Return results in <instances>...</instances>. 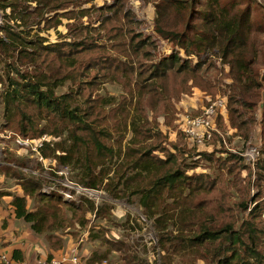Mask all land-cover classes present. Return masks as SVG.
I'll return each mask as SVG.
<instances>
[{
  "label": "trees",
  "instance_id": "trees-1",
  "mask_svg": "<svg viewBox=\"0 0 264 264\" xmlns=\"http://www.w3.org/2000/svg\"><path fill=\"white\" fill-rule=\"evenodd\" d=\"M90 2L0 0V9H10L0 27L4 37L0 38V85L6 82L0 94L5 119L1 129L31 141L42 136L58 140L53 148H49V139L44 141L38 149L40 156L70 167L72 179L83 187L98 189L107 179L104 189L113 198L136 197L143 212L153 220L165 254L185 250L191 255L192 250H198L201 258L208 257L215 264H264V91L259 93L262 85L253 76V61L244 58L246 15H230L231 8H224L219 0H157L154 5V33L186 54L217 48L228 64L226 77L233 82L229 86L224 83L225 76L217 78L210 73L209 65L201 75L198 66L191 67L176 52L153 63L150 49L154 43L136 33L140 21L124 8L126 0L82 8ZM105 10H111L112 15L100 19L98 27H90L91 13L102 16ZM63 18L73 21L57 42L47 43L39 36L41 23L45 29L57 28ZM83 18L89 23L85 25ZM113 18L119 19L118 24L112 23ZM33 26L36 33H32ZM99 27L104 30L108 49L106 44L98 43ZM89 31L96 38L88 35ZM131 56L136 58L135 64ZM26 65L31 66L30 70L20 71L19 67ZM132 74L140 83L136 92L126 88V79ZM102 79L121 83L128 94L115 97L94 92ZM64 85L67 91L58 94ZM223 86L228 95L216 124L222 131L229 128L231 137L248 138L253 128L259 130L254 171L238 154L224 147L216 131L205 145L210 148L204 150L188 141L176 125L179 114L185 112L178 106L183 95L201 93L202 106L192 113L197 115L209 104L207 98L216 99L217 89ZM132 94L137 100L130 116L126 109ZM129 119L133 137L121 154L119 144ZM162 125L167 127L166 132L161 130ZM19 145L15 153L1 151L0 179L7 180L9 186H18L20 195L0 191V197L12 196L15 217L30 224L34 233L70 226L72 235L77 236L75 225L81 231L88 221L54 223L57 211L52 206L62 197L43 194L42 178L23 171L28 169L32 161L29 156L34 153ZM252 190L255 192L249 201ZM234 194L238 201L232 200ZM38 201L42 208L36 206ZM87 204L93 211V204ZM172 222L177 224L176 235L170 231ZM108 233L89 230L88 238L105 249L92 252L86 264H100L112 251L126 248V242ZM132 259L131 264H147L137 255Z\"/></svg>",
  "mask_w": 264,
  "mask_h": 264
},
{
  "label": "rangeland",
  "instance_id": "rangeland-1",
  "mask_svg": "<svg viewBox=\"0 0 264 264\" xmlns=\"http://www.w3.org/2000/svg\"><path fill=\"white\" fill-rule=\"evenodd\" d=\"M114 0H91L90 3L84 4L82 8H89L90 6H94L95 8H99L101 6H107L113 4ZM157 1V0H155ZM155 1L153 0H126L124 4L125 9H130L131 12L135 15V17L140 21L139 25L136 27V33H139L142 35V37H149L152 43H154V48H151V55H152V62L157 63L160 59H162L165 56H168L172 52H176L179 54V56L187 60L188 64L191 67H199L200 74L202 75L204 69H206V65H209V68H207L210 73L216 74L217 78L226 77L228 74V64L227 62L222 58L221 52H218L217 48L214 49H208L205 52H202L201 54H197L195 51H192L188 54L184 52L183 49L179 48L177 45H173L169 43L166 40H162L159 36H157L154 31V18H155V10L154 5ZM220 4L230 10V15H235L237 18H240L242 15H246L247 17V23L245 27L243 28V37L245 38L246 42V54L245 59L248 60L249 58L253 61L252 64V71L253 76L259 80V82L262 85V88L259 90V93L261 94L264 91V0H219ZM33 6V5H32ZM52 15V14H50ZM105 15H112L111 10H105L102 14V16H98L96 13H91V23L90 27H98L100 23V19H102ZM45 16H48L46 14ZM114 17V16H112ZM121 23L122 18L121 15H118ZM112 23L118 24L119 19L113 18ZM99 20V22L97 21ZM73 20H66L61 19V25L57 26V28H49L45 29L44 24L41 23L38 26V30H40V37H43L47 43H54L57 42L60 35H64L68 31V25L72 23ZM85 25L88 22L87 18H83L81 20ZM69 23V24H68ZM67 25V26H66ZM125 28L127 25H124ZM34 31L32 33H36L37 29L34 26ZM99 33L98 36H100V39L98 40V43L103 44L106 46L108 45V42L106 41V36H104V30L99 27ZM72 34V33H71ZM88 35H92L93 38H96L95 34L92 31H89ZM71 37V35H70ZM104 46V47H106ZM108 49V46L107 48ZM132 62L135 64L136 58L134 56H131ZM9 63V59L6 60ZM136 67V65H133ZM133 67V68H134ZM31 66L28 65L19 67L20 71H29ZM230 75V73H229ZM10 77H13L10 75ZM231 77V76H230ZM262 79V80H261ZM224 80V83L228 84L229 86H233V82L228 79L227 77ZM102 84L99 85V90H96L94 92H98L101 94L106 95H114L115 97H119L121 94L125 95L128 94V92L124 89L123 85L119 82H110L107 79H102ZM127 86L126 88L130 91L132 88L133 92H136L138 89V86L140 83L136 80V77L132 74L129 75L126 79ZM6 82L3 83V85H0V94L2 93L3 89H5ZM68 86L64 85L63 87L59 88L57 90V93H65L67 91ZM228 88V86H227ZM226 87H219L217 89V95L226 97L228 92H225ZM252 98V97H251ZM127 99L132 100L131 105L127 107V111L129 110V115L132 116L134 114V107H135V101L137 100V96L132 94V97L129 95ZM3 106L0 99V132H3L1 129L4 125L5 119L3 117ZM127 124V131L123 135V140L119 144L121 145V154L126 151L128 148V142L133 137L132 133L130 132V125ZM159 121L161 122V117L159 118ZM123 128V127H122ZM161 130L163 132H166V129L163 128V125L161 126ZM11 132L10 139H0V164H2L3 155L1 154V151L3 152L4 149H8L12 153H15L19 150L20 145L18 144V140L16 139L15 133L12 131H8V133ZM258 133L259 130L253 128L248 138L240 137L239 139H236L233 143V140L227 141V145L230 148L235 149L238 153H245L250 147L253 145H257L258 141ZM14 137V138H13ZM46 138L51 141V147L53 148L54 144L58 142V140H54L51 138ZM60 141V140H59ZM173 141V140H170ZM53 146V147H52ZM115 147H117L115 145ZM225 147V146H224ZM259 154V149H258ZM257 154V157H258ZM240 156V155H238ZM243 159V162L247 164L245 159L240 156ZM32 161L27 165L28 169H24V172L32 171L36 173V175H39L42 180V189L49 190V194L55 193L59 194L62 192V189L66 192H70L73 196L71 199L63 200L61 199L60 202H54L53 204V211H57L56 216L54 217L53 221L54 223L64 222L67 224L73 225L74 223H83L86 221L85 217L87 216L88 224L83 225V231H86L87 228L92 231V233L102 231V233L111 232L109 229L113 230L115 229L118 231L122 237L126 240V248L120 252H116L115 254H109L106 259L110 261L111 263H114L113 259L118 262V264H124L123 260H128L129 264L133 263L132 256L137 255L140 258H145L147 260V256L154 255L155 261L153 263L155 264H215L212 260L208 259L206 257L205 259L201 258L200 251L196 250L198 253L195 252V250H192V254L189 255L186 254L184 251H178L174 252L171 251L170 254H165V252L162 250V248L159 246V236L158 232L153 227V220L149 219L148 216L143 212L141 207L139 206L137 202L136 197H129L125 199H116L112 197V193L109 191H106L104 189V185L107 182V179L104 180V183L102 186L98 189H92V195L89 196L88 194L84 192L76 193L75 190L72 188L73 185L80 186L84 188L81 184H79L76 180L72 179L74 176V172H70L71 168H61L60 166H57L55 164V167H53V170L57 171H63L65 174L63 176H56L48 167L47 162H45L42 169H39L38 159L36 158V155H30L29 156ZM121 158L123 156L121 155L120 159L118 160V163L121 161ZM50 163V161H48ZM256 162V161H255ZM117 163V164H118ZM113 164V163H112ZM117 164L111 166V171H114ZM250 167V166H249ZM255 167V165H254ZM254 167H250L252 171H254ZM198 172L202 170H197ZM203 172V171H202ZM205 172H208L209 174L212 173L211 170H206ZM76 174V173H75ZM111 174L108 175V177ZM254 177L252 178V180ZM53 182V184H52ZM3 183V182H1ZM8 185V184H7ZM91 189V188H88ZM81 191V190H78ZM264 191V190H263ZM232 193H234L233 190H231ZM255 191L252 190L249 201L251 199L252 193ZM61 197L62 195L59 194ZM264 200V195H263ZM232 200L238 201V197L236 194L232 197ZM87 201L93 204L94 210H91V206L87 204ZM37 207L42 208L43 204L41 202L36 203ZM55 209V210H54ZM58 217V218H57ZM58 221V222H57ZM237 222H241V218L237 219ZM173 226L170 227V231H172L173 234H177V231L175 230V222H172ZM79 226V225H78ZM75 230H78L77 228ZM137 236V237H136ZM105 237V236H104ZM264 238V237H263ZM106 239V238H105ZM150 242V243H149ZM88 249H105L101 248L102 245L95 243L87 244ZM264 245V241H263ZM95 247V248H94ZM129 247V249H128ZM174 254V255H171ZM104 259V260H106ZM135 263V262H134ZM141 264V262H139Z\"/></svg>",
  "mask_w": 264,
  "mask_h": 264
},
{
  "label": "crops",
  "instance_id": "crops-1",
  "mask_svg": "<svg viewBox=\"0 0 264 264\" xmlns=\"http://www.w3.org/2000/svg\"><path fill=\"white\" fill-rule=\"evenodd\" d=\"M201 93L195 92L192 95H183L179 101L178 106L185 112H181L176 119V125L181 128V123L184 115L192 114L202 106ZM167 129V127H163ZM216 132L222 137V142L226 149L231 153L237 154V151L233 148L228 147L227 141L239 139V136L231 137V130L227 128L222 131L216 124ZM172 140H174L173 132H170ZM229 138V139H228ZM228 139V140H227ZM210 147L204 146L203 149L208 150ZM201 149V148H200ZM3 182V183H1ZM8 181L0 179V191H9L10 193H16L20 195V189L16 185H7ZM30 206V201L28 207ZM86 220L88 217H85ZM78 224L75 225V228ZM118 241L126 242L125 238L122 237L115 229H109ZM72 229L70 226H64L58 230H54L50 233L36 234L31 228L30 224L25 223L22 219H17L14 215V208L12 206V196L0 197V253L6 255V257L14 264H36L39 261L49 260L51 258H61L69 255H78L80 257V264H86L94 249H88L90 243L97 241L90 240L88 238L89 229L73 230L77 232V236L72 235ZM98 243V242H97ZM99 244V243H98ZM95 248V247H94ZM17 251L15 257L13 252ZM112 251L110 254H115ZM117 254V253H116ZM154 255H151V259ZM114 263L118 264L113 259ZM100 264H111L108 259L102 260ZM147 264H152L150 256H147Z\"/></svg>",
  "mask_w": 264,
  "mask_h": 264
},
{
  "label": "built area",
  "instance_id": "built-area-1",
  "mask_svg": "<svg viewBox=\"0 0 264 264\" xmlns=\"http://www.w3.org/2000/svg\"><path fill=\"white\" fill-rule=\"evenodd\" d=\"M10 9L2 10L0 9V27H2L6 20L5 16L9 15ZM19 24V22H16ZM10 24H13V21L10 22ZM34 27V26H33ZM36 27V26H35ZM34 29V28H33ZM40 36V33H39ZM0 38L4 39L2 33L0 32ZM207 102L209 103L207 106L202 107V110L197 115H184V118L181 123V129L183 133L185 134V137L188 141L196 145L197 147H204L208 142L212 139V133L216 131V116L219 114V112L224 108L225 106V97L218 96L214 100H210L207 98ZM11 132H0V139H10ZM16 136V135H15ZM16 139L18 140V144H22L25 147H29L30 150L36 155V158L38 159V163L42 164V167L44 166L45 162H47L48 167L56 176L60 175L63 176L65 173L63 171H57L53 170L52 168L55 167V164L51 162V160H46L40 156L38 149L42 146V143L44 141H47L48 139L45 136H42L37 141H31L27 138H21L19 136H16ZM238 155L242 156L247 164L250 167H254L255 161L257 159L258 154V147L256 145H253L250 147L245 153H238ZM50 161V163L48 162ZM51 164V166H50ZM58 166V165H57ZM61 167V166H60ZM62 168V167H61ZM67 168V167H63ZM30 173H33L36 175V173L32 171H28ZM53 184V182H52ZM72 188L75 190L76 193L84 192L88 194L89 196L92 195V189H88L86 187L82 188L77 185H73ZM51 190V189H49ZM49 190L42 189L41 192L45 195L49 194ZM81 190V191H78ZM95 193V192H94ZM62 195L63 200H68L72 198V194L70 192H66L62 189V192L59 193ZM137 237V236H136ZM150 243V242H149ZM155 257L152 258V264ZM0 264H14L11 263V261L6 257V255L0 253ZM36 264H80V257L78 255H69L64 256L61 258H51L49 260L45 261H39Z\"/></svg>",
  "mask_w": 264,
  "mask_h": 264
}]
</instances>
